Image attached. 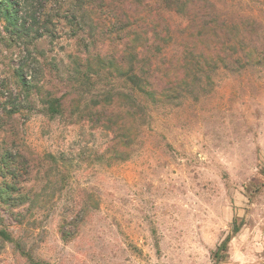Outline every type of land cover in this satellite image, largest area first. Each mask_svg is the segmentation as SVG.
Segmentation results:
<instances>
[{
  "label": "rangeland",
  "instance_id": "obj_1",
  "mask_svg": "<svg viewBox=\"0 0 264 264\" xmlns=\"http://www.w3.org/2000/svg\"><path fill=\"white\" fill-rule=\"evenodd\" d=\"M15 1L19 29L0 19V182L17 189L0 200V264H264V59L237 48L186 93L152 98L77 62L111 50L123 9L133 37L169 39L145 56L176 53L191 31L180 0ZM200 1L192 34L243 23L264 50V0ZM147 59L123 68L148 76ZM104 115L125 143L110 146ZM10 157L23 163L5 173Z\"/></svg>",
  "mask_w": 264,
  "mask_h": 264
},
{
  "label": "trees",
  "instance_id": "obj_2",
  "mask_svg": "<svg viewBox=\"0 0 264 264\" xmlns=\"http://www.w3.org/2000/svg\"><path fill=\"white\" fill-rule=\"evenodd\" d=\"M95 11L101 9L105 3V0H91ZM179 1V0H174ZM181 5L184 7L183 12L185 13L188 21V28L190 34L178 40L179 50L170 56L164 53L158 57L163 51L161 42H168V40L151 39L147 38L144 40H138L133 37V34L137 30L135 27L136 22L130 21V17H136V14L125 15L123 9V17L118 16V22H113L115 26L109 28L110 31L116 30L118 32H124L118 34V36L110 37L107 39L108 45L111 47L110 51H104L103 53H97L95 55L96 62L91 63L90 58H87L84 62H77V65L81 64L90 67H110L113 68L118 75L125 77L127 81L135 84L137 88L152 98H171L178 96L182 93H186L190 89L191 84L195 80L199 71H205L206 68L216 67L218 64L228 66L230 64L229 56L234 52L238 51L237 48L246 50L247 60L251 62L259 63L264 59V50L261 46H251L248 44V36L243 35V23L237 25L230 24H210L207 26L206 36L204 38L201 35L192 34V31H202L201 21H199L201 8H204L203 3L200 0H180ZM176 2L175 4H180ZM160 3L155 6L157 16L159 17ZM116 6L112 7L111 14H116ZM131 7L129 8V10ZM203 13V11H202ZM201 13V15H202ZM19 7L16 5L15 0H0V19H4L12 30H18L21 23L18 21ZM100 21H101V15ZM104 23V21H103ZM159 24V21L157 22ZM100 30V29H99ZM104 32V31H103ZM200 34V33H199ZM99 39L93 38V42H98ZM88 48V45H87ZM148 49L155 52L157 50L158 55L148 57L144 55V50ZM225 52V53H223ZM227 52V53H226ZM141 55V56H140ZM93 56V55H92ZM140 57V58H139ZM145 58H148L147 67H152V72L145 77L137 76L132 71L124 69L123 67H136L138 62H144ZM80 61V59H79ZM149 71L147 72V74ZM159 89V91H158ZM158 91V92H157ZM63 96L54 97L47 99V112L48 113H59L67 105L62 99ZM174 98V97H173ZM105 124L107 129L113 132L111 139L109 140L110 146H118L125 143L127 138V129H124L121 120L112 116L104 115ZM117 122L120 125H117ZM124 131L121 133V130ZM19 157V155H18ZM18 157H10L9 164L5 163L6 172L11 170L16 171L17 166L21 165L23 161ZM7 157H3L6 161ZM18 160H17V159ZM13 171V172H14ZM17 190L14 185H8V183L0 182V200L5 201L11 198V192ZM0 236L4 240H10L9 234L4 230L0 229ZM228 238L217 248L215 255L219 250H226ZM39 264V263H36Z\"/></svg>",
  "mask_w": 264,
  "mask_h": 264
}]
</instances>
